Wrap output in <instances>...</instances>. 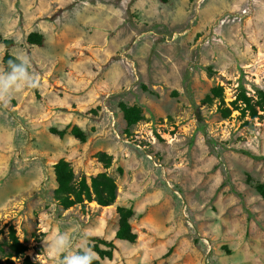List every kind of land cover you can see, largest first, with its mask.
<instances>
[{
    "label": "rangeland",
    "instance_id": "374dc122",
    "mask_svg": "<svg viewBox=\"0 0 264 264\" xmlns=\"http://www.w3.org/2000/svg\"><path fill=\"white\" fill-rule=\"evenodd\" d=\"M6 53L39 84L0 102V264H59L56 232L113 240L103 264H264V0H0Z\"/></svg>",
    "mask_w": 264,
    "mask_h": 264
},
{
    "label": "trees",
    "instance_id": "16d2710c",
    "mask_svg": "<svg viewBox=\"0 0 264 264\" xmlns=\"http://www.w3.org/2000/svg\"><path fill=\"white\" fill-rule=\"evenodd\" d=\"M42 35L38 33H30L28 36V41L30 43H37V44H42ZM5 44L8 46L12 44L11 40H5ZM15 56L6 53L4 56V63L7 68V61L9 59L14 58ZM130 110H135V109H128L125 110V116L130 122V117L131 113ZM53 132H58L60 135H64V130L62 131H56L55 129H52ZM73 134L79 138L81 141L86 140V136L83 131L79 127H74L72 129ZM255 158H260L256 157ZM65 164L63 162H59L57 164V179L59 181V184L61 187L66 186L67 178L71 177L70 174L65 173L64 169ZM250 178V177H249ZM99 181V183H97ZM94 189L97 194L98 201L101 204H108L110 203L114 196H115V183L113 180L110 178L101 175L95 178L94 181ZM255 188L257 191L260 193L262 198L264 199V183L258 181L255 185ZM119 214H120V219H119V226L118 230L116 232V238L123 239V240H128L130 242H135L137 239V233L132 230L131 224H130V217L133 215V210L128 207H119ZM93 240L95 243L91 246L92 250L97 253L98 257L95 256V260L93 264H103L101 262L102 258H108L112 259L113 258V251L116 248V244L113 240H107L101 237H93ZM101 244L105 246V248L101 247ZM78 250H81L78 249Z\"/></svg>",
    "mask_w": 264,
    "mask_h": 264
},
{
    "label": "clouds",
    "instance_id": "9594fccd",
    "mask_svg": "<svg viewBox=\"0 0 264 264\" xmlns=\"http://www.w3.org/2000/svg\"><path fill=\"white\" fill-rule=\"evenodd\" d=\"M39 78L31 70L27 57H14L7 61V68L0 71V102H7L22 86L36 88ZM45 250L60 256L59 264H93L95 255L90 248L78 251L70 249V237L65 232H56L45 238Z\"/></svg>",
    "mask_w": 264,
    "mask_h": 264
},
{
    "label": "built area",
    "instance_id": "2783aa9c",
    "mask_svg": "<svg viewBox=\"0 0 264 264\" xmlns=\"http://www.w3.org/2000/svg\"><path fill=\"white\" fill-rule=\"evenodd\" d=\"M245 12H246V10L244 9V10H243V13H245ZM235 18L238 19V18H240V16H236Z\"/></svg>",
    "mask_w": 264,
    "mask_h": 264
}]
</instances>
